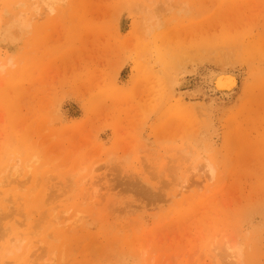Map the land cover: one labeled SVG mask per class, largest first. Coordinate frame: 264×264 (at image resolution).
<instances>
[{
	"label": "rangeland",
	"instance_id": "1",
	"mask_svg": "<svg viewBox=\"0 0 264 264\" xmlns=\"http://www.w3.org/2000/svg\"><path fill=\"white\" fill-rule=\"evenodd\" d=\"M0 264H264V0H0Z\"/></svg>",
	"mask_w": 264,
	"mask_h": 264
},
{
	"label": "bare ground",
	"instance_id": "2",
	"mask_svg": "<svg viewBox=\"0 0 264 264\" xmlns=\"http://www.w3.org/2000/svg\"><path fill=\"white\" fill-rule=\"evenodd\" d=\"M225 74V73H224ZM230 75V74H229ZM229 75H226V76H219V78H217V83H218V85H220V86H222V87H226L228 84L230 85V86H232V84L234 83L235 84V80L233 79L232 80V78H234L232 75V77L231 76H229ZM234 75V74H233ZM214 78V77H213ZM229 92V91H228ZM232 254V253H231ZM230 254V255H231ZM235 255V254H234ZM232 257V256H231Z\"/></svg>",
	"mask_w": 264,
	"mask_h": 264
}]
</instances>
